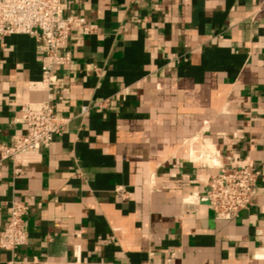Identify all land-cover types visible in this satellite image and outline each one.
<instances>
[{
    "label": "crops",
    "instance_id": "0c3cea01",
    "mask_svg": "<svg viewBox=\"0 0 264 264\" xmlns=\"http://www.w3.org/2000/svg\"><path fill=\"white\" fill-rule=\"evenodd\" d=\"M64 3L93 32L70 36L57 89L33 37L0 36V146L26 132L21 104L67 120L21 175L0 159V232L12 201L27 232L0 264H264V0ZM207 152L259 173L231 220L193 201Z\"/></svg>",
    "mask_w": 264,
    "mask_h": 264
},
{
    "label": "built area",
    "instance_id": "2783aa9c",
    "mask_svg": "<svg viewBox=\"0 0 264 264\" xmlns=\"http://www.w3.org/2000/svg\"><path fill=\"white\" fill-rule=\"evenodd\" d=\"M65 11L64 0H0V36L27 35L39 43L41 85L48 92L58 87L55 70L71 62L70 54L63 51L70 36L78 30L84 35L93 32L84 18L66 15ZM85 112L84 107L81 115ZM18 113L25 134L13 137L10 146H0V159L11 163L14 176L21 175L22 168L38 160L41 148H48L67 131V120L55 116L50 97L39 103L21 104ZM202 157L203 168L211 173L203 179L204 194L193 201L208 206L219 220L236 218L252 204L259 177L253 162L233 156L222 163L212 152ZM25 214L22 203L12 201L7 205L0 250L12 254L26 244ZM7 264L21 263L10 260Z\"/></svg>",
    "mask_w": 264,
    "mask_h": 264
}]
</instances>
